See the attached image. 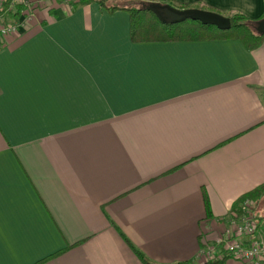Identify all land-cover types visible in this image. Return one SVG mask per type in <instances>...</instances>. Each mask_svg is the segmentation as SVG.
I'll list each match as a JSON object with an SVG mask.
<instances>
[{"label":"crops","instance_id":"obj_1","mask_svg":"<svg viewBox=\"0 0 264 264\" xmlns=\"http://www.w3.org/2000/svg\"><path fill=\"white\" fill-rule=\"evenodd\" d=\"M32 1L0 36V264H141L119 233L154 264L203 263L264 188V38L132 43L123 10Z\"/></svg>","mask_w":264,"mask_h":264},{"label":"trees","instance_id":"obj_2","mask_svg":"<svg viewBox=\"0 0 264 264\" xmlns=\"http://www.w3.org/2000/svg\"><path fill=\"white\" fill-rule=\"evenodd\" d=\"M60 3L66 4L70 10H74L82 5L96 3L108 13L116 10H123L128 14L129 28L128 36L132 43H147V42H182V41H205V40H237L247 50H252L259 47L263 41L264 34H257L254 31V22L264 16V11L261 16L249 18L243 14L232 13L225 15L229 19V28L220 30L213 25L201 24L198 21L185 19L184 21L165 24L160 22L150 11L146 10L144 5L149 2H158L161 4H169L177 9L198 8L215 13L220 11L208 7L199 2L192 3H177L172 0H57ZM23 5H11V0H2L0 7V16L3 20L16 21L19 17ZM264 196V188H255L242 196L232 205L235 209L242 199H252L257 201ZM206 215L208 208L206 199L203 198ZM264 220V216L261 217ZM120 237L133 252L135 257L141 264H154L147 260L121 233ZM225 258L208 260L200 264H223ZM176 264H198L193 261H183Z\"/></svg>","mask_w":264,"mask_h":264},{"label":"built area","instance_id":"obj_3","mask_svg":"<svg viewBox=\"0 0 264 264\" xmlns=\"http://www.w3.org/2000/svg\"><path fill=\"white\" fill-rule=\"evenodd\" d=\"M2 0H0V7ZM21 4V24L29 19V0H11V5ZM15 21H5L0 16V36L9 37L17 33ZM255 201L242 199L227 215V224L212 243H202L196 258L203 262L228 258L238 264H264V220L255 217Z\"/></svg>","mask_w":264,"mask_h":264},{"label":"water","instance_id":"obj_4","mask_svg":"<svg viewBox=\"0 0 264 264\" xmlns=\"http://www.w3.org/2000/svg\"><path fill=\"white\" fill-rule=\"evenodd\" d=\"M144 7L165 24H174L189 19L201 24L213 25L220 30H225L230 25L228 17L198 8L177 9L169 4L158 2H149ZM254 31L259 35L264 34V16L254 22Z\"/></svg>","mask_w":264,"mask_h":264},{"label":"rangeland","instance_id":"obj_5","mask_svg":"<svg viewBox=\"0 0 264 264\" xmlns=\"http://www.w3.org/2000/svg\"><path fill=\"white\" fill-rule=\"evenodd\" d=\"M31 2H33V4H34V1H32V0H30ZM31 4V5H30ZM29 7H27V9H32V3H30L29 2ZM35 5V4H34ZM218 14H220V13H218ZM220 15H222V14H220ZM224 16V15H223ZM264 197V196H263ZM262 197V198H263ZM261 198V199H262ZM261 201V200H260ZM262 201H263V206L261 205V206H259L258 205V202L257 201H255V202H257V203H255V206H254V208H253V213H254V216L255 217H263L264 216V198L262 199Z\"/></svg>","mask_w":264,"mask_h":264}]
</instances>
